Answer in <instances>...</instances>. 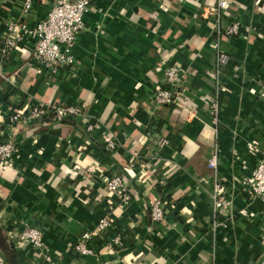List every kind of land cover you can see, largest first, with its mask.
Instances as JSON below:
<instances>
[{"label":"crops","instance_id":"crops-1","mask_svg":"<svg viewBox=\"0 0 264 264\" xmlns=\"http://www.w3.org/2000/svg\"><path fill=\"white\" fill-rule=\"evenodd\" d=\"M24 2L0 0V42L10 21L34 27L54 0H36L28 13ZM215 4L93 0L75 66L57 74L28 65L29 45L6 55L0 49V142L19 149L12 165L0 167V235L11 264H264V201L236 182L252 173L264 148V0H234L228 13L242 30L223 41L230 59L217 125L216 57L201 17ZM175 65L185 72L180 103L156 107L154 92L166 88L162 69ZM37 104L80 105L85 116L73 126L8 124L15 111ZM213 152L233 202V220L217 236L203 156ZM115 175L128 184L129 204L107 189ZM158 197L166 218L156 226L148 205ZM107 215L111 228L90 242L95 254H76L73 244ZM26 225L42 233V250L11 240Z\"/></svg>","mask_w":264,"mask_h":264},{"label":"built area","instance_id":"built-area-1","mask_svg":"<svg viewBox=\"0 0 264 264\" xmlns=\"http://www.w3.org/2000/svg\"><path fill=\"white\" fill-rule=\"evenodd\" d=\"M36 0H25V13L33 9ZM93 0H54L53 6L45 19L34 27L25 23L10 21L7 24L8 35L0 42V49L4 55L17 48L31 46L32 57L28 65L31 68L48 71L57 74L63 67L74 68V49L77 46L78 38L84 29L86 16L90 13ZM234 0H216V4L204 8L201 17L208 22L212 30L211 49L216 57V100L211 103V110L215 115L214 123L219 124V98L227 93V88L222 82L224 69L229 63V55L223 50V41L226 38L241 36L242 24L239 21H229L228 13ZM3 46V48H1ZM183 48V46H182ZM165 77L166 88L159 87L153 95V103L156 107L176 106L183 95L182 85L185 72L180 66H169L162 69ZM0 71V76H1ZM53 115L54 124H60L68 118L83 119L84 111L80 105H42L37 104L25 110L15 111L8 119L10 126L16 125H38L44 122L46 117ZM89 130H93L90 126ZM106 147L114 151L117 144L108 140ZM19 156V149L15 142H0V167L12 165ZM219 156L216 152L211 154L208 167L214 171L212 179V207L213 222L210 226L211 232L217 236L221 230L227 229L232 220L231 209L233 202L228 196L222 178L219 175ZM242 191L251 200L264 201V148L261 150V160L248 176L236 180ZM107 189L111 194L119 196L124 204H129L131 197L128 184L121 176H113L106 181ZM153 225H159L166 218V200L158 197L148 205ZM112 226L111 216L103 217L96 229L86 233L81 239L73 244V250L80 256H91L95 249L91 241L96 237L103 236ZM11 240L18 241L33 247L35 250H42L44 240L42 233L36 228L26 225L20 233H11ZM117 244V242H116ZM47 261L51 264L50 258ZM0 264H9L6 256L0 250ZM54 264V263H52Z\"/></svg>","mask_w":264,"mask_h":264},{"label":"trees","instance_id":"trees-1","mask_svg":"<svg viewBox=\"0 0 264 264\" xmlns=\"http://www.w3.org/2000/svg\"><path fill=\"white\" fill-rule=\"evenodd\" d=\"M73 119L75 118H68L66 119L65 121L61 122L60 125H71L73 126L74 125V122H73ZM44 124H52L54 123L53 121V115H50L49 117H46L44 119ZM0 245L2 246V248L4 249L8 259H9V263L11 264V259H12V256H13V252L10 250V247L8 245V241L6 238H4L3 236L0 235Z\"/></svg>","mask_w":264,"mask_h":264},{"label":"water","instance_id":"water-1","mask_svg":"<svg viewBox=\"0 0 264 264\" xmlns=\"http://www.w3.org/2000/svg\"><path fill=\"white\" fill-rule=\"evenodd\" d=\"M203 156H205V158H206V160H207V169H208V174H209V177L210 178H212L213 176H214V171L212 170V169H210L209 167H208V163H209V160H210V158H211V154H208V153H204L203 154ZM40 226V225H39ZM40 229V228H39ZM10 246H11V249H14V245L11 243L10 244ZM17 264H19V263H17Z\"/></svg>","mask_w":264,"mask_h":264}]
</instances>
